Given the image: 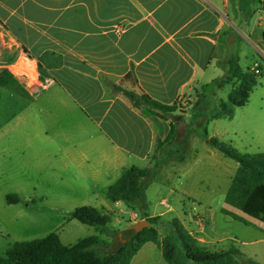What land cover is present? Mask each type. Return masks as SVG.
Listing matches in <instances>:
<instances>
[{
	"label": "crops",
	"instance_id": "0c3cea01",
	"mask_svg": "<svg viewBox=\"0 0 264 264\" xmlns=\"http://www.w3.org/2000/svg\"><path fill=\"white\" fill-rule=\"evenodd\" d=\"M263 31L264 0H0L4 45L24 53L41 76V93L27 97L41 100V174L54 176L64 194L98 197L105 213L124 208L129 230L146 218L107 202L103 191L125 169L151 168L145 212L159 219L158 233L176 218L209 249L240 241L255 259L264 224L204 197L206 171L225 182V198L238 165L212 151L199 130L213 126L206 114L226 86L204 87L223 77L229 51L252 71L264 63ZM124 92L176 110L135 107ZM181 98L190 101L187 111L177 107ZM29 105L4 120L0 136L28 133Z\"/></svg>",
	"mask_w": 264,
	"mask_h": 264
},
{
	"label": "rangeland",
	"instance_id": "374dc122",
	"mask_svg": "<svg viewBox=\"0 0 264 264\" xmlns=\"http://www.w3.org/2000/svg\"><path fill=\"white\" fill-rule=\"evenodd\" d=\"M255 6H259L258 1H255ZM4 41L5 38L0 36V72L8 71L15 83L0 87V125L9 118L10 114L28 106L29 103L30 112L27 116L28 133L22 135L12 132L0 136V256H3L6 249L15 243L40 239L52 233L57 234L65 246L73 245L79 239L98 236L102 241L111 243L113 248L118 247L129 236V230L125 228L131 222V218L124 208H116L112 213H107L111 222L100 234L94 227L70 219L71 212L80 205L101 210L99 198L64 194L68 190L56 186L58 182L54 180V176L41 174V100L27 99L31 94L41 93V76L35 66L31 70L29 59L24 53H17L6 48ZM17 59L19 60L15 62ZM15 63L17 66L12 67ZM241 65L250 66L252 63L243 60ZM254 72L257 74L258 85L252 90L245 106L236 108L230 119L214 120L213 126L200 129L199 135L204 133L208 136L216 135L213 137L230 142L243 154L264 152V63L262 61L255 67ZM228 92L229 87L226 86L218 95L217 105L220 101H226ZM9 142L14 144L9 145ZM21 150H23L22 157ZM211 150L224 157L218 151ZM170 155L177 156V150H173V154ZM225 159L235 163L226 157ZM204 174L209 178L207 182L210 184L209 192L204 197L213 206L223 208L225 182L220 179L222 183L217 185L209 171ZM6 196L17 197L18 203L7 204ZM233 212L241 214L237 210ZM158 227L160 238H165L169 230L163 225ZM236 227L247 230L237 223ZM121 228L124 230L121 231ZM239 238L241 237L237 235L238 240ZM174 244L177 252L184 256L180 243L175 240ZM230 248L239 252V255L235 257L237 264L248 262L264 264V246L254 247L256 259L246 253H252L250 247L241 245L240 241L231 243L226 250L218 251H227ZM184 263L195 264L190 260H185ZM133 264L166 263L162 259L160 250L151 243Z\"/></svg>",
	"mask_w": 264,
	"mask_h": 264
},
{
	"label": "trees",
	"instance_id": "16d2710c",
	"mask_svg": "<svg viewBox=\"0 0 264 264\" xmlns=\"http://www.w3.org/2000/svg\"><path fill=\"white\" fill-rule=\"evenodd\" d=\"M262 44L264 46V31ZM221 68L224 72L223 77L204 88L221 89L228 86L230 89L226 101H220L206 114L209 120L232 118L234 110L245 106L252 90L258 85L257 74L249 68L242 67L238 56L230 51L221 63ZM12 83H15L12 75L2 70L0 87ZM124 94L135 107L147 105L165 114L174 113L176 110L175 106L160 105L144 95L136 96L129 92ZM201 138L209 147L238 165L225 195V204L264 224V153H240L229 143L214 137L208 138L206 133L202 134ZM152 174L151 168L130 167L103 191V197L107 202L122 203L127 209L137 213L141 219L146 218L145 221L150 225L133 236L129 231L128 238L118 247L113 248L111 243L102 241L98 236L79 239L75 244L65 246L59 236L52 233L40 239L13 244L6 249L3 256H0V264H130L133 257L147 243L157 246L166 264H185V260L195 264H237L235 257L239 252L236 249L230 248L227 251L209 249L195 240L176 218L169 223V234L163 239L160 238L155 228L159 219L147 218L145 212L147 208L145 191ZM6 202L9 205L17 204L18 199L15 196H6ZM222 212L236 221L245 223L242 218L229 211ZM70 219L94 227L100 234L111 222L109 214L89 206L76 208L71 212ZM175 240L180 243L184 256L177 252Z\"/></svg>",
	"mask_w": 264,
	"mask_h": 264
},
{
	"label": "water",
	"instance_id": "95a60500",
	"mask_svg": "<svg viewBox=\"0 0 264 264\" xmlns=\"http://www.w3.org/2000/svg\"><path fill=\"white\" fill-rule=\"evenodd\" d=\"M149 226L150 225L147 221L145 220L139 221L134 225H132L131 227H129L130 235L133 236L138 232L142 231L143 229L148 228Z\"/></svg>",
	"mask_w": 264,
	"mask_h": 264
},
{
	"label": "built area",
	"instance_id": "2783aa9c",
	"mask_svg": "<svg viewBox=\"0 0 264 264\" xmlns=\"http://www.w3.org/2000/svg\"><path fill=\"white\" fill-rule=\"evenodd\" d=\"M17 66V63H15L12 67ZM11 67V66H10ZM11 71V70H10ZM177 107L181 110V111H187V109L190 107V101L185 100L183 98L179 99L177 101Z\"/></svg>",
	"mask_w": 264,
	"mask_h": 264
},
{
	"label": "bare ground",
	"instance_id": "6f19581e",
	"mask_svg": "<svg viewBox=\"0 0 264 264\" xmlns=\"http://www.w3.org/2000/svg\"><path fill=\"white\" fill-rule=\"evenodd\" d=\"M29 66H30L31 70L34 69V66L33 67H31V65H29ZM17 70L19 71V69H17Z\"/></svg>",
	"mask_w": 264,
	"mask_h": 264
}]
</instances>
